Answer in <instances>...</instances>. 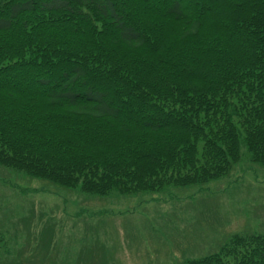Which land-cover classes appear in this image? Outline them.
<instances>
[{"label": "trees", "instance_id": "16d2710c", "mask_svg": "<svg viewBox=\"0 0 264 264\" xmlns=\"http://www.w3.org/2000/svg\"><path fill=\"white\" fill-rule=\"evenodd\" d=\"M243 153L264 165V0H0V166L138 195ZM181 263L264 264V234Z\"/></svg>", "mask_w": 264, "mask_h": 264}, {"label": "rangeland", "instance_id": "374dc122", "mask_svg": "<svg viewBox=\"0 0 264 264\" xmlns=\"http://www.w3.org/2000/svg\"><path fill=\"white\" fill-rule=\"evenodd\" d=\"M233 233L264 234V165L245 153L200 187L138 195L97 196L0 166V264H182Z\"/></svg>", "mask_w": 264, "mask_h": 264}]
</instances>
